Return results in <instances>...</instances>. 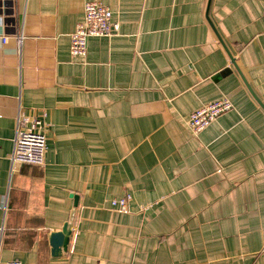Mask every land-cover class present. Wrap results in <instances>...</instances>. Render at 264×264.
I'll list each match as a JSON object with an SVG mask.
<instances>
[{"label":"crops","instance_id":"crops-1","mask_svg":"<svg viewBox=\"0 0 264 264\" xmlns=\"http://www.w3.org/2000/svg\"><path fill=\"white\" fill-rule=\"evenodd\" d=\"M87 1L120 30L73 57ZM224 97L234 108L194 133L192 112ZM44 113V164L14 163L19 117ZM13 259L264 264V0H0V261Z\"/></svg>","mask_w":264,"mask_h":264},{"label":"built area","instance_id":"built-area-1","mask_svg":"<svg viewBox=\"0 0 264 264\" xmlns=\"http://www.w3.org/2000/svg\"><path fill=\"white\" fill-rule=\"evenodd\" d=\"M84 20L77 24L71 35L70 51L73 57H85L88 53V43L91 37H113L120 30V24L113 20V11L109 5L99 1L85 3ZM7 37L3 38L5 42ZM234 108L233 102L224 97L212 101L192 112L189 126L194 133H199L212 124L222 114ZM47 114L33 119L20 116L17 122L12 161L32 165H42L45 162L47 146L46 122ZM131 195L113 199L112 206L120 211H127ZM0 264H23L18 259Z\"/></svg>","mask_w":264,"mask_h":264},{"label":"water","instance_id":"water-1","mask_svg":"<svg viewBox=\"0 0 264 264\" xmlns=\"http://www.w3.org/2000/svg\"><path fill=\"white\" fill-rule=\"evenodd\" d=\"M75 219V211L72 212L70 220L67 221L61 231L52 232L50 235V244L52 247V255L60 256L64 251L68 250L70 238L73 232V224Z\"/></svg>","mask_w":264,"mask_h":264}]
</instances>
